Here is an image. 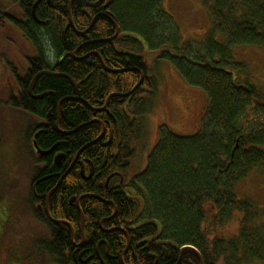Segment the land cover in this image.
Returning a JSON list of instances; mask_svg holds the SVG:
<instances>
[{"label": "trees", "instance_id": "trees-1", "mask_svg": "<svg viewBox=\"0 0 264 264\" xmlns=\"http://www.w3.org/2000/svg\"><path fill=\"white\" fill-rule=\"evenodd\" d=\"M70 1L40 0L35 7L37 24L31 16L37 0H0V10L7 11L10 47L23 58L24 67L20 70L16 57L7 64L24 75L27 60L35 59L29 68L41 71L52 66L60 74L38 80L36 91L46 94L42 100L27 96L29 77L13 79L10 94L18 101L7 102V107L41 117L49 113L38 146L44 149L66 141L60 147L62 152L89 159L102 173L95 181L81 178L78 170L60 179L45 177L51 169L48 158L47 167L31 175L29 190L38 177H44L36 186L42 199L56 187L48 200L49 214L74 231L80 228L81 216L76 201L70 200L82 197L79 208L84 229L97 228L107 242L112 258L106 264H121L127 243L120 231L98 230L101 220L112 213L107 200L113 201L117 215L109 223L103 220V226L126 223L129 247L123 254L124 264H200L196 253L182 250L184 247L196 250L202 264H264L263 210L234 191L252 171L264 173V93L245 74V65L231 56L234 46L264 45V0H210L213 28L200 49L181 42L161 0H73L70 12L76 32L85 31L95 18L84 35L69 26ZM109 18L119 34L106 41L116 31ZM215 34L223 36V43L214 40ZM94 53L113 72H107ZM149 59L153 64L163 60L173 65L187 84L204 92L206 106L201 128L192 136H177L161 127L146 168L134 178L136 197L132 198L108 192L104 184L111 171L121 163L130 166L135 156L138 117L148 110L145 97L155 93ZM141 75L139 88L128 97L118 96L132 91ZM108 97L105 110L116 124L109 119L112 139L103 146L101 142L109 141L107 136L94 141L101 133L100 121L107 117L98 110ZM57 112L58 131L54 128ZM11 189L12 184L7 183V196ZM25 207L28 211L26 202ZM31 217L46 232L38 248L48 254V263L72 264L69 227L54 225L45 212ZM233 220L235 233L228 230ZM5 237L0 244L6 243ZM66 248L68 258L63 257ZM100 251L104 254L103 244Z\"/></svg>", "mask_w": 264, "mask_h": 264}, {"label": "rangeland", "instance_id": "rangeland-1", "mask_svg": "<svg viewBox=\"0 0 264 264\" xmlns=\"http://www.w3.org/2000/svg\"><path fill=\"white\" fill-rule=\"evenodd\" d=\"M209 1L161 0L162 9L171 17L181 42L190 44L195 49L202 47L213 28ZM4 27L2 28L0 23V77L5 56L9 61H13V57H16L14 62L20 70L24 67H22L24 64L22 57L15 55L10 47L11 38H9L7 27L5 25ZM214 40L223 43L224 39L221 34H215ZM20 55L22 56L23 52ZM231 56L236 63L245 65V74H248L264 93V45L234 46L231 48ZM147 63L155 82V93L145 97L148 110L146 109L147 111L138 117L140 133L133 142L135 156L127 169L129 178L146 168L148 157L159 140L161 127L171 130L177 136H192L201 128L206 106L204 92L187 84L169 62L160 60L153 64L149 59ZM8 68L10 66L7 64V76ZM6 85L3 93L7 89L8 96L11 93L10 88L15 87L12 77L7 78ZM145 108L143 106L142 110ZM37 123L36 116L23 110L14 107L0 110V129L5 133L6 139V158L0 168V174L7 171V183L12 184L7 200L5 203H0V243L7 233L4 238L6 243L0 244V264H49V258L43 256L32 245L33 241L43 238L46 232L44 231L42 235L36 233L35 230L39 228V225L31 220L32 213H29L25 207L34 164L29 156L28 145L24 143L23 135L29 127ZM234 191L239 198L249 200L264 213L263 172L252 171L235 186ZM143 216H145L144 213H142ZM261 217L264 221L263 214ZM228 230L232 233L237 231L236 221L233 220L229 224Z\"/></svg>", "mask_w": 264, "mask_h": 264}, {"label": "flooded vegetation", "instance_id": "flooded-vegetation-1", "mask_svg": "<svg viewBox=\"0 0 264 264\" xmlns=\"http://www.w3.org/2000/svg\"><path fill=\"white\" fill-rule=\"evenodd\" d=\"M0 23L2 24H7V11L6 10H0ZM34 63L35 59H30L27 60V67L26 69H24L25 73L23 76H26V78L28 79L29 77V85L33 79V77L38 74V73H43L46 72L44 74H41V76H39L37 78V80L34 83V86L31 90V93H28V88H27V96L32 99V100H42L45 97V93L44 92H37L36 91V85L38 83V80L42 77V76H48V77H52V76H57L59 77V73H56L52 70V66H50L51 69L49 70H33L31 68H29L30 63ZM60 61L57 60L55 62V65L58 64ZM2 74L0 77V110H3V108L7 107V102L11 101H18V97L16 95H8L7 96V89L6 92L3 93V88L6 87V83H7V78L10 79V77H12V79L17 78V80L19 78L22 77V75H20V71L16 68L10 67L8 68V76H7V57L5 56L3 58V66H2ZM16 80V79H15ZM28 85V86H29ZM73 85V84H72ZM5 89V88H4ZM36 91V92H35ZM31 97H39V98H31ZM8 100V101H7ZM2 103L5 104V106L3 107ZM12 104V103H11ZM24 111V110H23ZM105 111V115L107 116L104 121H100V123L97 121V123H99L100 125V129H101V133L102 136L100 139L105 138L106 136L109 138L108 143H104L101 142V144L104 145H108L112 139V134H113V128H112V124L109 121V119L116 124V121L113 119L112 115L110 113L107 112V110H105V108L101 111L103 112ZM28 112L34 116H36L38 118V123L35 125H32L31 127H29V129L27 130V132L24 133L23 135V140L24 143L28 145V150L29 151V156L31 158V161L33 162V172H35V170L37 169H44L47 167L48 163H47V159L50 158L49 161V167H51V169L49 170V174L46 175L45 177H58L60 179L61 176H63L64 174L73 171L78 170L79 172V176L83 179H87V180H96L97 178H99L101 176V171L97 170L96 168H94L92 162L89 159L83 158V159H79V155H74L73 157H70L68 155H66L64 152H62L60 150L61 145H64V143L66 141H60L59 143H56L54 145H51L47 148H40L38 146V139L40 138V136H44V134L46 133V128L48 126V118L47 116L49 115V113H45V115L38 116L36 114H34L33 112L30 111H25ZM100 112V111H99ZM57 121L54 125L55 130H59V128H56V124L58 126L59 120H60V114L57 112ZM61 130V129H60ZM62 132H69L68 130H62ZM100 133V134H101ZM36 136V138H35ZM100 136V135H99ZM67 139V137L65 138ZM99 139V141H100ZM34 142L36 143L37 147L39 150L42 151H47L49 149H51L52 147L54 148L53 152H51L49 155L47 156H43L40 155L36 152L35 148H34ZM6 139H5V133L2 131V129H0V168L2 166V163L5 161L6 158ZM57 154H61L63 155V158L60 159V161L58 163L55 162V156ZM56 166V168L53 169L52 165ZM51 165V166H50ZM129 168V166H126V163L123 164L121 163L116 170L111 171L109 173V176L106 178L104 187L105 189L108 190V192H112L113 194H120V195H125V196H129L132 198H135V186H134V178L137 177V175L132 176L131 178L128 177L127 174V169ZM53 169V170H52ZM83 174V175H82ZM32 175V174H31ZM88 177V178H87ZM42 178L44 177H38L35 178L34 180V184H32L33 186H31V190H29V194L25 200V202L28 204V212L35 214V212H38L40 215H42L44 213V206H45V199H42L43 196L41 194H39L37 192V184L42 180ZM58 179V180H59ZM57 180V182H58ZM36 182V183H35ZM10 185V184H8ZM0 203L4 202L7 200V171L6 173H2L0 174ZM105 203H108L111 207H112V213L110 214V216L105 217V219H102L101 222L99 223V227L98 230L100 231V233H109V232H113V231H120L121 233H123L126 236L127 239V243H126V248L125 250L122 252L121 256H120V261L123 258V254L126 251V249L129 247V236L127 231L124 228V224L126 223H121L119 225H114V226H110V227H105L103 226V220H105V222L109 223V221H112L116 215H117V207L114 205L112 200H107L104 201ZM49 210V208H48ZM50 221V220H49ZM129 225H132V221H128ZM54 225H59V224H54ZM97 228H87L86 230L84 229V225L80 226V228L78 229V231H74V229L70 226V250H71V263L72 264H76V262H78L79 264H106L107 260H110L112 257L109 255L108 251H109V247L106 241H104L103 239H101V236L99 235L98 231L96 230ZM36 233L42 235V233L44 234V229L42 227L39 226V228H36ZM43 243V238H39L35 241H33L32 245L33 247L41 252V250L38 248L39 244ZM104 245L105 251L104 254H102V252L100 251V246ZM93 245H95L93 247ZM41 246V244H40ZM41 254L43 255L44 253L41 252ZM46 256H48V254H44ZM69 255V250L66 248V253L63 254V257H67L68 258Z\"/></svg>", "mask_w": 264, "mask_h": 264}, {"label": "water", "instance_id": "water-1", "mask_svg": "<svg viewBox=\"0 0 264 264\" xmlns=\"http://www.w3.org/2000/svg\"><path fill=\"white\" fill-rule=\"evenodd\" d=\"M39 1H40V0H37V2L33 5V7H32V11H31L32 19H33L37 24H39V21L37 20L36 15H35V7L37 6V4H38ZM72 2H73V0L70 1L69 5H68V10H67L69 26L74 30L75 33H77V34H79V35H84V34H86V33L88 32V30L92 27L95 18L91 21L89 27H88L85 31L80 32V33L76 32V31H75V28H74V25H73V22H72L71 12H70V9H71V3H72ZM109 20L112 22V24H113V26L115 27V30H116V31H115L114 36H113L112 38H110V39H107L106 41H111V40H113V39L119 34V28L117 27V25H116V24H115L110 18H109ZM75 54H76V52H73V53H72V57H75ZM94 54L99 58V61H100L101 65L104 67L103 62H102V60L100 59L99 55L96 54V53H94ZM88 55H89V54H88ZM88 55H86V56H84V57H82V58H78V59H79V60L84 59V58H86ZM104 69H105L107 72H113V71H111V70L106 69L105 67H104ZM44 73H46V72L38 73V74H36V75L33 77L32 81H31V83H30V85H29V87H28V93H29V94L31 93V90H32V88H33V86H34V83H35V81L37 80V78H38L39 76H41V74H44ZM62 76L68 79L67 76H64V75H62ZM62 76H61V77H62ZM142 80H143V76L141 75V77H140V81L136 84V86L134 87V89H133L132 91H130V92L127 93V94L118 95V96H120L121 98H125V97L130 96V95H131V94H132L137 88L140 87V85H141V83H142ZM111 96H114V95H111ZM31 98H39V97H31ZM108 100H109V97L106 99V103H105V105L103 106V108L99 109L98 111H102V110L106 107V105H107V103H108ZM58 107H59V105L57 106V108H58ZM57 111H58V109H57ZM93 122H94V121H93ZM96 122H97V121H96ZM56 128H58L57 124H56ZM64 134L67 135L68 133H64ZM101 136H102V133L100 134V136H99L94 142H97V141L101 138ZM35 138H36V136H35ZM34 148H35V150H36V152H37L38 154L43 155V156H47V155H49V154H50L51 152H53V150H54L53 147H52L51 149L47 150V151L39 150L35 142H34ZM62 158H63V155H61V154H57V155L55 156V162L58 163V162L60 161V159H62ZM82 175H83V174H82ZM87 178H88V177H87ZM55 188H56V187H55ZM55 188H53V189L47 194V196H46V199H45V206H44V212H45V215H46V217L50 220L51 223H53V224H65V225H67V227H69V229H70L69 224H67V223H65V222H63V221H56V220H53V219L51 218L50 214H49V210H48V200H49V197H50L51 193L55 190ZM81 198H82V197H80V198L77 199V200H76L75 198H72V199L70 200V202H72V201H74V200L76 201V207H77V209H78V211H79V213H80V216H81L80 226L83 225V214H82V212H81V210H80V208H79V201L81 200ZM184 249H190V250L194 251V252L196 253L197 257H198V260H199L200 264H202L201 256L197 253L196 250H194V249L191 248V247H184L182 250H184ZM121 264H124L123 261H122V259H121Z\"/></svg>", "mask_w": 264, "mask_h": 264}]
</instances>
